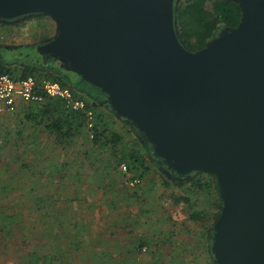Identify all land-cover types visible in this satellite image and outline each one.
I'll use <instances>...</instances> for the list:
<instances>
[{
  "label": "water",
  "instance_id": "water-1",
  "mask_svg": "<svg viewBox=\"0 0 264 264\" xmlns=\"http://www.w3.org/2000/svg\"><path fill=\"white\" fill-rule=\"evenodd\" d=\"M177 1L0 0V21L49 16L44 62L100 90L179 176L215 175L216 264H264V0H234L240 24L195 52L180 40Z\"/></svg>",
  "mask_w": 264,
  "mask_h": 264
},
{
  "label": "rangeland",
  "instance_id": "rangeland-1",
  "mask_svg": "<svg viewBox=\"0 0 264 264\" xmlns=\"http://www.w3.org/2000/svg\"><path fill=\"white\" fill-rule=\"evenodd\" d=\"M25 17L9 20L19 21L10 25L0 21V64L14 65L16 72L24 65L19 57L28 56L32 62L38 59L31 44L39 43L48 35L53 37L56 32V24L50 17ZM71 77L79 76L74 73ZM118 118L112 122L111 117L104 115L108 133L120 132L127 148L128 142L136 138L139 143H146L139 131L130 132L131 122ZM7 133L14 134L12 129ZM9 134L6 145L0 140V264H25L24 255H31L34 244L30 245L28 240L29 236L36 235L34 227L44 222L41 218L44 215L56 213L54 209L38 210L35 198L38 195L45 198L42 203L47 207L45 201L54 193L64 201L62 208L69 206L75 213L91 212L99 227L106 225L110 231L106 236L110 253L102 259L106 264H216L206 249L207 229L217 210L213 191L191 186L182 188L173 176L158 168L141 178L139 186L132 187L127 182L133 179L132 173L127 175L121 169L125 162L119 166L122 172L119 177L111 169L112 164L105 166L106 160L118 156L113 149L107 151L100 145L92 149L88 144H80L69 154L56 149L47 136L41 135V141L36 144L45 145V153L34 144L24 151L23 146L10 143L14 136ZM90 134L93 136L91 130ZM49 162L59 165L48 169L45 166ZM60 162L65 164L62 166ZM201 177L213 180L207 174ZM172 194L186 195L191 201L177 202ZM60 207L58 204L56 208ZM195 212L201 213L198 220L192 217ZM106 215L115 221H109ZM133 244H136L134 254L130 250ZM77 261V264H88L87 257L83 261L78 256Z\"/></svg>",
  "mask_w": 264,
  "mask_h": 264
},
{
  "label": "trees",
  "instance_id": "trees-1",
  "mask_svg": "<svg viewBox=\"0 0 264 264\" xmlns=\"http://www.w3.org/2000/svg\"><path fill=\"white\" fill-rule=\"evenodd\" d=\"M175 7L177 31L179 33L180 40L187 49L193 52L203 49L220 30L224 28L237 27L243 16L242 8L234 0H178ZM15 69L0 65V73H8L15 79L25 78L32 75L37 79L45 77L58 81L62 85L70 86L77 95L87 101V106L92 107L97 113V116L98 112L105 111V109L101 107V102L105 101L106 96L92 85L86 83L85 81H81L80 77L72 78L71 76H73L74 73L66 71L59 65L53 67L52 69L48 68L47 71L42 73L29 67L21 68L19 69V72H16ZM105 105L109 107L107 102ZM39 108L42 111L37 113L36 116H41V125L58 144L62 145L65 142L73 143L83 136L88 139L87 142H89L90 146H104L105 150L109 147L110 149H113L114 154L118 155L112 159V163L115 164V169L119 170L120 164L125 162L128 166L129 173H132L133 179L143 178L146 174H148L153 165H159L158 162H160V159L153 154L152 147L148 141H146L145 146H142L139 141L137 143L133 142L135 144L134 147L132 146L128 150H122V146L124 147L123 136L115 131L111 133L112 135H106L107 128L104 126L105 124L102 121V114H99V121H97L94 128L91 129L93 133V136H91L89 132L87 134L85 131L86 115L84 111L72 110L66 106L63 100L55 98H46L44 103H42ZM109 110L111 111L110 107ZM124 121L125 123H128L126 120ZM130 130L131 132L138 131L133 125H131ZM137 140H139V138H137ZM56 167L57 165L54 166V168ZM47 168L51 169L50 165H48ZM204 174L211 176L213 180L208 181L203 179L201 176ZM175 181L178 186L182 188L185 186H191V188L195 187L200 190L208 188V190L213 191V195L216 198L217 210L213 215V221L211 222L210 227L207 229V251L214 259L212 250L213 222L222 208V199L218 181L215 175L211 172H195L188 176L176 177ZM49 182L51 184L54 183V181ZM167 185H170V183L168 182ZM172 197H174L177 202L184 201L186 203H190L191 201L190 197L186 195L175 196L172 194ZM59 198L60 197H58L55 193L50 194L45 201L47 206L45 207L42 203L45 198H39L38 195L35 198L36 206L39 207L38 210H42V208L53 209L56 208L58 204L63 206L64 201ZM48 214H43V217H41V215L39 216L42 219H45ZM200 216V212H195L192 215L193 219L196 220H198ZM44 222L46 223V221ZM47 223L50 224L52 221H48ZM28 236L29 234L25 236L26 240ZM36 238L35 234H33V236H29V244L31 245ZM31 264H34V259L31 261Z\"/></svg>",
  "mask_w": 264,
  "mask_h": 264
},
{
  "label": "crops",
  "instance_id": "crops-1",
  "mask_svg": "<svg viewBox=\"0 0 264 264\" xmlns=\"http://www.w3.org/2000/svg\"><path fill=\"white\" fill-rule=\"evenodd\" d=\"M12 69H15V67ZM39 72L42 73L45 71ZM43 78L45 77H42V79ZM42 103H29L23 101L22 99H17L15 108L10 109L4 102H0V140L2 139L1 142L4 145L7 144L5 141L7 134H9L7 133V131L12 129L14 134L9 135L14 136V140L10 143H13L19 147L23 146L24 151H26V148H31V146L34 144V147L37 150L42 151L41 149H43L42 152H44L45 150L43 147L45 145H42L43 147H39L41 146V144H36V142L41 141V138H39L41 135L47 136V138L52 142V144L57 146L56 149H59L60 151L66 153L68 152L69 154L71 152H74V150L77 149V146H81L82 144H88V148H94V146H90L89 142H87L88 139L86 137L84 138L83 136L73 143L65 142L62 145L58 144L56 140L52 136H50L45 130V128L41 125V116H36L37 113L42 111L39 108ZM101 103V107H103L105 111L98 112V116L95 112L96 122L99 121V114H102V121L104 120L105 114L111 117L112 122H114L115 120L118 121L116 115H113V111H110L109 107L105 105L106 101H102ZM113 117L117 119H114ZM17 127L20 128L16 130ZM90 130L91 129H89L86 125L85 131L87 132V134L88 132L90 133ZM111 133H108L106 131L107 136L112 135ZM138 141L139 140H137L136 138L134 140V143H137ZM134 143L133 141L128 142V148L122 146V150H128L132 146L134 147ZM145 145V143L142 144V146ZM95 148H97V146ZM111 160H106L107 162L105 166H110L112 164L110 166L111 169H114V172L116 173L117 177H119L122 172L120 168L119 170L115 169V164L110 163ZM158 163L159 165H153L150 171H152L153 168H158L160 171L164 172V169H162L163 166L160 162ZM60 164L63 166L65 162H60ZM48 165H50L51 168H54L52 162H49ZM48 165H46L45 167L47 168ZM81 166L85 167L84 164H81ZM68 180L67 183H69ZM62 207L63 206H61L60 208H53L54 210H56V213H49L48 216H50L51 218L49 217V219L46 220L42 219L43 221H46V223L41 222V224L39 223L34 227V233H36L35 237L37 236V238L33 241V248H31L30 251L31 255L29 253L27 255H24L25 264H31V261L33 259L34 264H77L78 256L79 259H83V261L87 257L86 263L88 264H106L104 263V261H102V259H104L103 257H108L110 253L109 239L106 237L107 234L110 233V231H108L106 225L105 227H99L95 222L96 217L92 215L91 212L84 213V211L81 210L82 213H75L71 212V208H69V206L65 208ZM106 218H108L111 222L115 221L111 219L110 215H106ZM100 220H104V218H100ZM48 221H52V223L49 224L47 223ZM42 239H44V241H42ZM135 245L136 244H133L130 248L131 253L134 252ZM84 249L86 250L83 251Z\"/></svg>",
  "mask_w": 264,
  "mask_h": 264
},
{
  "label": "built area",
  "instance_id": "built-area-1",
  "mask_svg": "<svg viewBox=\"0 0 264 264\" xmlns=\"http://www.w3.org/2000/svg\"><path fill=\"white\" fill-rule=\"evenodd\" d=\"M46 98L61 99L70 109L84 111L87 127L94 128L96 124L95 110L87 106V101L77 95L70 86L62 85L49 78L37 79L35 76L29 75L25 78L15 79L8 73H0V102H4L10 109L15 108L17 99L29 103H42ZM121 169L125 174H128L126 163L121 165ZM127 182L132 187H136L141 179L134 178Z\"/></svg>",
  "mask_w": 264,
  "mask_h": 264
},
{
  "label": "flooded vegetation",
  "instance_id": "flooded-vegetation-1",
  "mask_svg": "<svg viewBox=\"0 0 264 264\" xmlns=\"http://www.w3.org/2000/svg\"><path fill=\"white\" fill-rule=\"evenodd\" d=\"M41 17H47V16H42V15H32V16H30V17H28V19H34V18H41ZM2 22V21H1ZM12 23H16V21H8V22H6L5 24H7V25H10V24H12ZM4 24V23H3ZM52 36V35H51ZM51 36L50 35H48L44 40H42V41H40L39 43H34V44H31V46L30 47H33V49L37 52V55L39 56H37L38 57V59L37 60H34L33 62L32 61H30V59H29V57L27 56H22L21 58L19 57V59L20 60H22V62H23V64L24 65H21L22 66V68H27V67H29V68H32V69H34V70H36V71H47L48 70V68H53V67H55V66H57L58 64H57V62H54V61H52L51 59H47V62H44V60H43V56L41 55V54H39V51H38V47L41 45V44H43V43H45V42H47V40L49 39V38H51ZM0 65H3V66H7V67H9V66H11V68H16V66H12V65H8V63L7 64H0ZM160 161V163H161V165L163 166L162 167V169H164L163 171L167 174V175H170V176H173V178L175 179L176 177H179L178 176V174L177 173H175L174 171H172V170H170L168 167H167V165L165 164V163H163L161 160H159Z\"/></svg>",
  "mask_w": 264,
  "mask_h": 264
}]
</instances>
